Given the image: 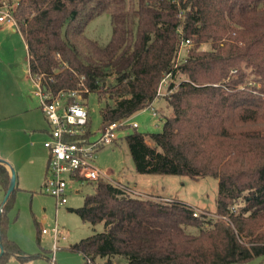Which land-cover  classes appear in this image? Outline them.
I'll list each match as a JSON object with an SVG mask.
<instances>
[{"label": "trees", "instance_id": "1", "mask_svg": "<svg viewBox=\"0 0 264 264\" xmlns=\"http://www.w3.org/2000/svg\"><path fill=\"white\" fill-rule=\"evenodd\" d=\"M5 5L25 42L30 76H42L41 84L53 95L82 91L87 128L89 95L97 99L101 125L152 106L161 131L144 134L137 127L123 137L137 173L217 180L214 214L226 220L194 217V207L185 203L132 196L99 179L72 211L83 222L103 223L104 231L69 250L87 263L104 258L103 264H114V257L126 264H249L264 258V0ZM102 15L111 24L105 44L85 34ZM186 39L191 44L178 57ZM164 80L165 93L157 96ZM9 180L0 164L4 191ZM12 192L1 207L0 264L21 254L5 236L2 218Z\"/></svg>", "mask_w": 264, "mask_h": 264}, {"label": "rangeland", "instance_id": "2", "mask_svg": "<svg viewBox=\"0 0 264 264\" xmlns=\"http://www.w3.org/2000/svg\"><path fill=\"white\" fill-rule=\"evenodd\" d=\"M17 1L3 0V3L15 4ZM11 28L0 23V164H8L15 176V188L2 218L7 221L5 236L20 250L21 254L17 257H25V261L9 255L7 261L1 264H50L52 258L53 264H103L104 258L97 257L92 263H87L80 254L69 250V246L80 239L104 231L103 223L91 225L83 222L72 211L82 206L85 197L93 193V182H68L66 203L58 207L56 199L44 190L47 150L43 146L44 136L40 130H50V125L34 96L35 89L26 70L28 53L23 37L18 29L12 31ZM85 34L105 44L111 35L109 18L102 15L92 20ZM204 47L207 48L206 45ZM167 83V80L162 82L161 93H165ZM122 97L118 95L117 99ZM104 103L109 106L114 104L109 100ZM157 106L156 103L154 107ZM98 107L96 97L89 95L87 108L93 130L101 126ZM131 121L138 125V132L144 134L160 132L162 128L160 117L153 115L149 109L136 113ZM130 130L125 129L115 141L95 151L92 164L99 171L128 188L132 196L176 200L203 212L215 213L216 179L204 177L194 180L188 176L137 173L123 138ZM4 196L0 183V209ZM55 223L64 239L60 238L58 248L53 250L51 229ZM41 229H46L48 233L42 234ZM113 262L126 264L121 257H114ZM249 264H264V258L256 257Z\"/></svg>", "mask_w": 264, "mask_h": 264}, {"label": "built area", "instance_id": "3", "mask_svg": "<svg viewBox=\"0 0 264 264\" xmlns=\"http://www.w3.org/2000/svg\"><path fill=\"white\" fill-rule=\"evenodd\" d=\"M0 23H5L18 29L12 11L7 5L0 7ZM191 42L184 40L178 51V57L182 50L187 52ZM26 70L29 73L28 65ZM29 77L34 86V96L37 97L41 112L46 117L49 125V136L43 142L47 150L46 176L43 187L46 193H49L56 199V206H62L66 203V188L68 182H95L104 179L115 186L129 191L128 188L110 180L104 173L99 171L93 164L92 158L95 151L106 144H110L118 138L119 133L127 127L137 128L138 125L131 121L132 117L118 122L101 125L98 129L87 128V111L81 97L82 91L72 90L69 92H59L51 94L42 84L41 77ZM165 82V80L163 81ZM160 89L157 96H160ZM149 109L153 115H156L152 106ZM75 138L73 141L70 139ZM164 201H169L165 199ZM204 214L213 218L218 217L212 213L203 212L193 208L192 215L197 217ZM53 250L57 249L58 240L64 239L59 235V229L55 223L52 227ZM46 229H41V233H46ZM53 264V258L50 260Z\"/></svg>", "mask_w": 264, "mask_h": 264}, {"label": "water", "instance_id": "4", "mask_svg": "<svg viewBox=\"0 0 264 264\" xmlns=\"http://www.w3.org/2000/svg\"><path fill=\"white\" fill-rule=\"evenodd\" d=\"M0 162H2V161H0ZM10 175H11V178L9 180L8 187H7L6 191H5V196H4V199H3L2 206H3V204L7 200L8 196L10 195V193L13 191V189L15 187V176H14V173H13V171L11 169H10ZM0 213H1V209H0ZM2 253H3V249H2L1 237H0V256H1Z\"/></svg>", "mask_w": 264, "mask_h": 264}, {"label": "crops", "instance_id": "5", "mask_svg": "<svg viewBox=\"0 0 264 264\" xmlns=\"http://www.w3.org/2000/svg\"><path fill=\"white\" fill-rule=\"evenodd\" d=\"M2 24V23H1ZM11 30L12 31H14L15 29L14 28H11ZM29 75V74H28ZM30 78V77H29ZM134 116V115H133ZM132 116V117H133ZM41 132H42V134H43V136H44V141L48 138V134H49V130H47V129H44V130H40ZM3 165H4V167H5V169H6V171L8 172V174H10V166L8 165V164H6L5 162H3ZM76 192H78V191H76ZM48 233V231H46V233H44V234H47ZM43 234V233H42Z\"/></svg>", "mask_w": 264, "mask_h": 264}]
</instances>
